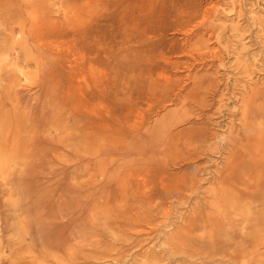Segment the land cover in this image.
Returning <instances> with one entry per match:
<instances>
[{"label":"rangeland","instance_id":"1","mask_svg":"<svg viewBox=\"0 0 264 264\" xmlns=\"http://www.w3.org/2000/svg\"><path fill=\"white\" fill-rule=\"evenodd\" d=\"M0 110V264L264 260V0H0Z\"/></svg>","mask_w":264,"mask_h":264},{"label":"bare ground","instance_id":"2","mask_svg":"<svg viewBox=\"0 0 264 264\" xmlns=\"http://www.w3.org/2000/svg\"><path fill=\"white\" fill-rule=\"evenodd\" d=\"M241 34V33H240ZM44 52V51H43ZM245 58V57H244ZM37 59V58H36ZM35 59V60H36ZM39 61H40V59H39ZM40 63H42V62H40ZM240 63V62H239ZM239 63H238V65H239ZM241 63H242V61H241ZM37 65V64H36ZM39 65V64H38ZM245 66H246V64H244ZM248 65V64H247ZM243 66V65H242ZM244 67V66H243ZM242 67V68H243ZM248 67V66H247ZM245 69V68H244ZM41 71V70H40ZM243 71V70H242ZM42 72V71H41ZM40 73V72H39ZM243 73V72H242ZM246 73V72H245ZM46 74H47V76L45 77V76H43V81L42 82H45V83H43V87L42 88H44L43 90H44V92L42 93L43 95H45V99L48 101V99H49V95H48V93H47V91L49 90V87L46 85L47 84V77L48 76H50L49 75V73H47L46 72ZM44 75V74H43ZM6 77V76H5ZM11 82L9 83V86L11 87V85H16V82L14 83V82H12V81H16L14 78L13 79H11L10 80ZM41 81V80H40ZM39 82V81H38ZM14 83V84H13ZM42 84V83H41ZM8 86V85H7ZM13 87V86H12ZM8 88V87H7ZM48 88V89H47ZM12 89V88H11ZM54 89V88H53ZM6 90V89H5ZM9 91H11V90H9ZM39 91V90H38ZM55 91V90H54ZM21 91H18V90H16V88H15V94H16V98H15V100L17 101L16 103H17V106L19 107V108H23L22 106L24 105V101H25V104H26V99H24V96L22 95V93H20ZM235 93V92H234ZM8 94V93H7ZM39 94V93H38ZM53 95H55L54 94V92L52 93ZM13 96L15 97V95L13 94ZM6 97V96H5ZM30 97H33L32 99H34V95L33 96H30ZM35 97H36V94H35ZM43 97V96H42ZM44 98V97H43ZM42 98V99H43ZM28 99V98H27ZM31 99V98H30ZM31 99V100H32ZM54 99V98H53ZM12 100V99H11ZM30 100V101H31ZM44 100V99H43ZM7 101V100H6ZM12 101H14V100H12ZM8 102V101H7ZM15 102V101H14ZM39 102H40V100H39ZM50 102V101H49ZM220 102V101H219ZM10 103V102H9ZM28 103H29V101H28ZM46 103V102H45ZM3 104V103H2ZM48 104V103H47ZM46 104V105H47ZM10 105H12L11 103H10ZM29 105V104H28ZM27 105V107H29ZM246 105V104H245ZM8 105H6V108H8L7 107ZM26 106V105H25ZM49 106V105H48ZM26 108V107H25ZM40 108V107H39ZM38 108V109H39ZM45 108V107H44ZM43 108V109H44ZM47 108V107H46ZM15 109H17L16 107H15ZM43 109L41 110V113H42V111H43ZM239 109H241V108H239ZM7 110V109H6ZM9 110V109H8ZM20 110V109H19ZM30 110V109H29ZM47 111H48V109H46ZM244 110V109H243ZM1 111V110H0ZM13 111H14V109H13ZM25 111V110H24ZM15 112V111H14ZM27 112V111H26ZM7 113V112H6ZM9 113H11L10 111H9ZM51 113V112H50ZM38 114V113H37ZM244 114V113H243ZM12 115V114H11ZM15 115H16V112H15ZM25 115V114H24ZM13 116V115H12ZM33 116V115H32ZM43 116H45L46 118H47V116L48 115H46V112H45V114L43 115ZM243 116V115H242ZM9 117H10V115H9ZM15 117V116H14ZM25 117V116H24ZM28 117H30V115L28 116ZM245 117V116H244ZM244 117H242V118H244ZM13 118V117H12ZM20 118V117H19ZM42 118V117H41ZM44 118V117H43ZM45 118V119H46ZM64 118V117H63ZM11 119V118H10ZM24 119V118H23ZM40 119V118H39ZM38 119V120H39ZM58 119V118H57ZM61 119V118H60ZM25 120V119H24ZM52 120V119H51ZM62 120V119H61ZM245 120V119H244ZM59 121V120H58ZM31 122V121H30ZM41 122H43V121H41ZM45 122V121H44ZM3 123V122H2ZM12 124H13V121L11 122ZM20 124V123H19ZM31 124V123H30ZM37 124V123H36ZM43 124V123H42ZM11 125V124H10ZM47 125V124H46ZM0 126H2V125H0ZM36 126V125H35ZM45 126V125H44ZM63 127H64V125H63ZM68 127V126H67ZM70 127V126H69ZM2 128V127H1ZM6 128H8V127H6ZM25 128V127H24ZM27 129H28V127H26ZM38 128V127H37ZM40 128V127H39ZM46 128V127H45ZM47 129V128H46ZM64 129V128H63ZM19 130H20V127H19V125H15V129L13 130L12 128H10V126H9V133H11V135H12V138H17L16 136H18L20 133H19ZM22 130V129H21ZM62 130V129H61ZM69 130V129H68ZM68 130L65 132L66 134L68 133ZM75 130V129H74ZM25 131V130H24ZM37 131V130H36ZM41 131H43V130H41ZM46 131V133H47V130H45ZM82 131V130H81ZM168 131V130H167ZM6 132H7V130H6ZM44 133V132H43ZM71 134H72V132H70ZM25 134V133H24ZM23 134V135H24ZM76 134V133H75ZM80 134V133H79ZM63 135V134H62ZM77 135V134H76ZM80 135H82V134H80ZM28 136V135H27ZM35 136V133H32V136H31V142H30V144H31V147H30V150H31V153L29 152V154H31V156L33 155V158H35V159H37V160H39L40 159V157H43L45 160H46V158H47V156H48V152H50L51 153V151H55V147H51V145H50V143H49V139L48 138H45V139H39V138H36V137H34ZM83 136V135H82ZM23 137H25V135L23 136ZM34 137V138H33ZM42 138H43V135L41 136ZM46 137V136H45ZM49 137V136H48ZM68 137V136H67ZM72 137H73V135H72ZM79 137V136H78ZM62 138H63V136H62ZM61 138V139H62ZM14 139H12V141H11V143H13V144H9V148H8V150L10 149L11 150V153H10V155H6V158H5V160L6 161H10V160H14V161H18L19 160V157L20 158H23V156H26V155H23V152H20L22 149L20 148V146H21V143H19V142H17L16 141V139L14 140ZM84 139V138H83ZM14 140V141H13ZM80 140V139H79ZM24 141H25V139H24ZM14 142H15V144H14ZM21 142V141H20ZM26 142V141H25ZM53 142V141H52ZM67 142V141H66ZM3 143V142H2ZM18 143V144H17ZM23 143V142H22ZM59 144H60V141L58 142ZM27 144V143H26ZM8 145V144H7ZM14 145H16L15 147H14ZM20 145V146H19ZM19 146V147H18ZM26 146V145H25ZM26 148V147H25ZM57 148V147H56ZM161 148V147H160ZM2 149H4V148H2L1 147V143H0V153H1V150ZM160 149H158V151H159ZM162 150V149H161ZM56 152V151H55ZM57 152H59V151H57ZM52 154V153H51ZM156 154H158L157 152H156ZM53 155V154H52ZM133 158V157H132ZM135 158V157H134ZM0 159H2L1 157H0ZM42 159V158H41ZM79 159H81V158H78V160ZM137 160V159H136ZM30 161V160H29ZM42 161V160H41ZM38 162V161H37ZM8 163V162H7ZM7 163H4V164H7ZM40 165V164H39ZM7 166V165H6ZM5 166V167H6ZM9 167V166H8ZM36 167V166H35ZM28 168V167H27ZM31 168V167H30ZM30 170V169H29ZM6 174V173H5ZM31 174V173H30ZM31 177V176H30ZM6 179V178H5ZM27 179V178H26ZM0 181H3V177H2V179L0 180ZM7 183H10V186L11 185H14V184H17V181H16V179L15 178H12V179H8L7 180ZM38 183V182H37ZM1 184H3V183H1ZM5 184V183H4ZM191 184V183H190ZM1 188H2V186H1ZM69 188V187H68ZM75 191V190H74ZM77 191V190H76ZM71 192V191H70ZM79 193V192H78ZM77 193V194H78ZM75 194V193H74ZM79 197V196H78ZM37 199V198H36ZM34 201V200H33ZM78 201V198H77V200H76V202ZM39 202V201H38ZM72 203V202H71ZM74 204H75V202H74ZM68 205V204H67ZM77 205V204H76ZM79 205V204H78ZM77 208V207H76ZM80 210V209H79ZM78 210V211H79ZM65 212H67V211H65ZM67 215V214H66ZM71 216V215H70ZM208 216V215H207ZM65 217V216H64ZM4 219V218H3ZM208 219V218H207ZM6 221V220H5ZM207 221H209V220H207ZM247 221V220H246ZM53 222V221H52ZM52 222H51V224H52ZM212 222V221H211ZM2 223H4V222H2ZM60 222H56V228L57 229H65V228H67L68 227V233L66 234V235H64V238L65 239H69L68 238V236H70L69 235V233H71V230L73 229H76L75 231H78V233H81V225H80V216L77 214L76 216H72V217H70V218H67L66 219V221L63 223V224H59ZM62 223V222H61ZM210 224V223H209ZM248 224V223H247ZM53 225V224H52ZM55 231H58V230H55ZM252 232V231H251ZM246 233V232H245ZM74 235V234H73ZM174 237V236H173ZM165 239V238H164ZM170 239V238H169ZM63 241H64V239H63ZM67 241V240H66ZM174 241V240H173ZM241 241V240H240ZM240 241L239 242H236V243H240ZM243 241V240H242ZM241 241V242H242ZM246 241V240H245ZM250 241V240H249ZM206 242V241H205ZM76 243V242H75ZM174 243V242H173ZM210 243V242H209ZM244 243V242H243ZM249 244H250V246H254V244L256 243L255 241L254 242H252V244H251V242H248ZM246 244V245H249V244ZM165 244V243H164ZM215 244V243H214ZM169 245V244H168ZM217 244H215V246H216ZM239 245V244H238ZM243 245V244H242ZM246 245L244 246L243 245V247H241L240 249H239V253H236V254H234V253H227L225 256H226V259L227 260H232L233 259V257H237L239 254H242V255H247L248 257L247 258H249V260H250V262H251V264H264V260H262V256H261V254H259V253H257V255H255L256 253H255V250H253V251H250V250H248L247 248H246ZM235 246V245H234ZM210 247V246H209ZM215 249H216V247H214ZM235 249H237V247L235 246V247H233L232 246V251L233 250H235ZM247 249V250H246ZM70 250V249H69ZM259 250V249H258ZM178 252V251H177ZM196 252V251H195ZM213 252V251H212ZM215 252V251H214ZM217 252V251H216ZM221 252V251H220ZM219 252V253H220ZM48 253V252H47ZM168 253V252H167ZM179 253V252H178ZM188 253V252H187ZM191 255V254H190ZM216 255V254H215ZM219 255H221V253L219 254ZM212 256V255H211ZM241 256V255H240ZM246 257V256H245ZM187 258V257H186ZM211 259V258H210ZM156 263V262H155ZM221 264V263H220ZM250 264V263H249Z\"/></svg>","mask_w":264,"mask_h":264}]
</instances>
